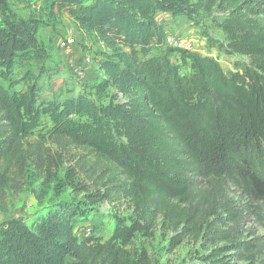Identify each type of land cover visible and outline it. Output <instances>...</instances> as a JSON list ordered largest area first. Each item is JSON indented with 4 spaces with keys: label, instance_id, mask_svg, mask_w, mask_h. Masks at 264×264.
I'll return each instance as SVG.
<instances>
[{
    "label": "trees",
    "instance_id": "trees-1",
    "mask_svg": "<svg viewBox=\"0 0 264 264\" xmlns=\"http://www.w3.org/2000/svg\"><path fill=\"white\" fill-rule=\"evenodd\" d=\"M64 1L81 24L111 32L145 55L134 68L120 69L127 100L119 113L128 132L113 152L100 148V134H80L65 120L87 109L84 101L71 100L53 116L51 137L59 147L93 146L106 163L101 167L87 154L73 159L71 169L85 178L67 179L74 196L124 199L134 229L171 233V251L187 238L204 240L207 264L264 257V242L248 240L244 228L250 213L264 223V0H199L206 10L225 14L227 41L209 42L219 56L240 57L230 70L217 57L165 45L156 14L175 9L166 0ZM0 12V264H152L146 247L80 239L75 222L81 202L62 198L61 189L54 186L45 199L41 190L54 179L53 151L45 140H30L22 122L23 113L29 119L37 113V90L28 81L26 91L11 92L1 82L20 52L26 57L35 49L38 26L32 13L18 18L9 0H0ZM152 45L165 49L148 57ZM177 54L181 64L173 60ZM181 65L191 73L182 74ZM28 189L39 204L50 203L32 224L9 209V197ZM230 191L248 204L240 205Z\"/></svg>",
    "mask_w": 264,
    "mask_h": 264
},
{
    "label": "rangeland",
    "instance_id": "rangeland-1",
    "mask_svg": "<svg viewBox=\"0 0 264 264\" xmlns=\"http://www.w3.org/2000/svg\"><path fill=\"white\" fill-rule=\"evenodd\" d=\"M175 9L164 13L158 11L156 21L165 34H175L185 41L193 42L194 51L217 57L225 70L233 68L238 56H219L218 51L210 42L209 37L219 41H227V35L222 26L225 14L213 8L206 10L199 0H166ZM63 2V3H62ZM64 0H9L10 10L19 18H26L31 13L38 26L37 43L34 50L29 49L27 56L20 52L16 62L6 75H1V82L12 91H26L27 82L35 85L36 102L33 109L37 113L32 119L23 113L22 122L28 123L30 140H45L52 148L54 179L48 188L41 192L50 198L54 186L62 190V198L81 202L76 218V233L80 239L94 237L103 242L111 241L127 247H146L152 264H207L208 243L193 242L187 238L173 251L169 249L172 234L162 231L159 227L153 234H144L134 229V213L124 199L92 202L84 198L85 193L75 195L69 187L72 175L84 181V176L73 172V159L87 154L91 162H98L103 167L105 160L97 155L93 146L86 148L70 145L67 149L59 147L53 141L52 130L55 125L53 116L57 110H62L71 100L84 101L87 109L80 113L73 112L65 118L71 129L80 134L98 133L102 138L100 148L113 152L115 144L127 142L128 124L120 117L119 108L127 100L126 87L121 79L120 69L134 68L139 59L145 55L139 48L130 47L115 34L106 32L98 26L81 24L69 13ZM53 4V7L51 6ZM177 10H182L177 11ZM0 12V18H3ZM4 20L0 22L3 23ZM74 30L75 43L66 49L62 47L65 35ZM149 56H157L164 47L152 45ZM180 55L173 57L175 63L181 64ZM3 71V70H2ZM30 71L31 74L26 75ZM1 72V70H0ZM180 72L189 75V65H181ZM56 105L54 111L46 110V106ZM53 104V105H52ZM99 152V151H98ZM98 157H97V156ZM66 179V180H65ZM68 179V180H67ZM40 186L35 184V188ZM94 187L91 189L93 191ZM232 190V189H231ZM230 194L245 206L248 200L240 197V193ZM61 198L55 200L57 203ZM255 205V204H253ZM49 202L39 204L35 192L25 190L9 197L10 215L20 216L32 224L37 220V213L47 212ZM248 206V205H247ZM5 215L0 216V221ZM245 236L264 242V223L250 213L244 219ZM264 254V253H263ZM264 257H258L255 263L237 261L231 264H264Z\"/></svg>",
    "mask_w": 264,
    "mask_h": 264
},
{
    "label": "built area",
    "instance_id": "built-area-1",
    "mask_svg": "<svg viewBox=\"0 0 264 264\" xmlns=\"http://www.w3.org/2000/svg\"><path fill=\"white\" fill-rule=\"evenodd\" d=\"M75 43L74 30H70L66 35L64 41L61 42L62 47L69 49ZM165 45L175 50L194 51L193 42L185 41L182 37L169 33L165 37Z\"/></svg>",
    "mask_w": 264,
    "mask_h": 264
},
{
    "label": "crops",
    "instance_id": "crops-1",
    "mask_svg": "<svg viewBox=\"0 0 264 264\" xmlns=\"http://www.w3.org/2000/svg\"><path fill=\"white\" fill-rule=\"evenodd\" d=\"M24 90H26V89H24Z\"/></svg>",
    "mask_w": 264,
    "mask_h": 264
}]
</instances>
